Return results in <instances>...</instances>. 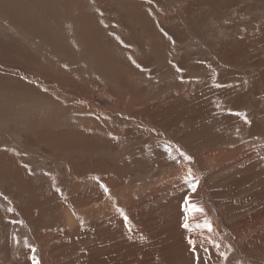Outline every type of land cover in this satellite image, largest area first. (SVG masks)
Listing matches in <instances>:
<instances>
[{"label":"rangeland","instance_id":"obj_1","mask_svg":"<svg viewBox=\"0 0 264 264\" xmlns=\"http://www.w3.org/2000/svg\"><path fill=\"white\" fill-rule=\"evenodd\" d=\"M33 1L0 0V264H264V0Z\"/></svg>","mask_w":264,"mask_h":264},{"label":"crops","instance_id":"obj_2","mask_svg":"<svg viewBox=\"0 0 264 264\" xmlns=\"http://www.w3.org/2000/svg\"><path fill=\"white\" fill-rule=\"evenodd\" d=\"M15 1L17 2L18 0H10L11 8H6L5 9L6 12H12V13H14V12H20L19 9H21V7H25L27 5L26 4V1H29V0H22L23 3H22V6L21 7L19 5H15L14 4ZM33 2H35V1H33ZM33 6L34 7H33L32 10H28L29 12H37V11L39 12V11H42L43 10V9H40V8L37 9V7H39V6H37L36 4L33 5ZM49 11L52 12V9H50Z\"/></svg>","mask_w":264,"mask_h":264},{"label":"snow or ice","instance_id":"obj_3","mask_svg":"<svg viewBox=\"0 0 264 264\" xmlns=\"http://www.w3.org/2000/svg\"><path fill=\"white\" fill-rule=\"evenodd\" d=\"M187 159H191L190 157H186ZM185 210L186 211H202V209H199L197 208L195 205H189V202L188 201H185ZM206 228H208L209 231H211V225L210 223H206L204 225ZM184 227L187 228L188 227V223H187V217L185 218V224H184ZM190 243H192V241H190ZM33 261H34V264H39L38 260H36L35 257H33Z\"/></svg>","mask_w":264,"mask_h":264},{"label":"bare ground","instance_id":"obj_4","mask_svg":"<svg viewBox=\"0 0 264 264\" xmlns=\"http://www.w3.org/2000/svg\"><path fill=\"white\" fill-rule=\"evenodd\" d=\"M196 132H198V131H196ZM204 236L206 237V235H200V236H199V239H200V240H203V237H204ZM197 241H198V240H197Z\"/></svg>","mask_w":264,"mask_h":264}]
</instances>
